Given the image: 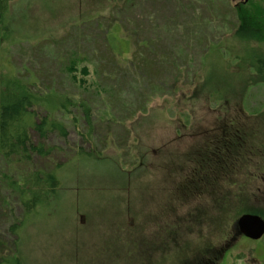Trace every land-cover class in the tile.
Returning <instances> with one entry per match:
<instances>
[{
	"label": "rangeland",
	"instance_id": "1",
	"mask_svg": "<svg viewBox=\"0 0 264 264\" xmlns=\"http://www.w3.org/2000/svg\"><path fill=\"white\" fill-rule=\"evenodd\" d=\"M254 1L9 2L0 24V75L26 80L50 103L63 96L87 103L91 128L81 107L51 104L68 135L51 133V159L32 164L60 163L61 185L41 214L24 221L15 246L6 228L22 214L0 186L6 264H264V236L230 237L244 212L264 217V2L246 15L252 37L237 28L238 7L254 10ZM71 61L77 76L80 67L88 70L83 87L66 70ZM245 97L250 117L235 111ZM183 113L190 125L180 134L175 122ZM201 119L207 131L238 121L249 153L198 196L173 190L176 174L167 175L170 154L191 146L173 140H196ZM162 143L170 153L160 158L154 150ZM7 168L0 156V174Z\"/></svg>",
	"mask_w": 264,
	"mask_h": 264
},
{
	"label": "trees",
	"instance_id": "2",
	"mask_svg": "<svg viewBox=\"0 0 264 264\" xmlns=\"http://www.w3.org/2000/svg\"><path fill=\"white\" fill-rule=\"evenodd\" d=\"M10 1L0 0V24L4 20L5 15L8 14ZM255 1L258 4H252L251 9L254 10L247 11L238 7V19L240 21L237 28L240 31L251 32L254 29L246 15L256 11L260 5L259 3L264 2L263 0ZM255 27L258 28V25H255ZM250 35L252 37L254 33L251 32ZM258 63H260L261 68H264V60L259 59ZM75 67L77 68L76 65L73 66L71 61L66 70L72 81L83 87V77L87 75L88 70L85 66L80 67V76H77ZM260 67L256 68L257 72H261L262 69ZM248 87L252 90L255 86L254 84H249ZM248 93L250 94V91ZM53 103H55V109L57 107L66 109L72 104L81 107L83 120L87 127L91 128V113L89 105H86L87 103H75L72 100H68L66 96H63L58 102L54 100L50 103L48 94H37L26 80L12 75L8 71L0 75V156L8 165V173L0 174V179L3 181L0 186L9 192L10 196H15V204L18 205L17 207L23 219L12 223L6 228V231L10 234L9 237L13 238L12 246L16 244V239L24 221L30 216L41 214V211L52 202L61 185L57 172L61 166L60 163L56 162L54 168L51 169L34 167L32 164L34 158L51 159V155L56 149L54 146L47 144V139L51 133H56L61 138H65L68 135L66 125L53 115L51 110L53 108L51 104ZM246 103L245 97L241 100L242 107L235 111L245 113L248 110ZM39 109H44V111L39 112ZM212 113L215 116L217 112L212 110ZM142 115L144 114L142 113L140 116ZM244 115L246 117L251 116L248 111ZM72 118L74 119V117ZM233 119L235 120V118ZM234 120H230V124L223 121L219 124V127H214L210 131L205 128L208 125V120L201 119L203 124L196 120L195 124L198 122L200 125L199 131H203L200 134L198 133L200 138L203 136L202 139L198 137L196 140L180 141L181 137L173 140V144L178 147L182 146L180 144L190 143L191 145H184L183 148H187L184 153L170 154V157L174 159L170 162L174 163L171 168L172 172L167 175V181L172 175L176 174L174 177L176 183L174 182L173 190L182 191L184 194L189 191L200 196L202 194L201 189L204 186L214 187L217 185L219 178L230 171L232 160L238 159L237 157L240 156L241 152L249 153V149L245 147V137L240 136V140L238 139L240 128L237 125L239 123ZM175 124L180 129L179 133L181 134L182 129L180 127L183 126L187 129L190 125V119L187 114L183 113L180 123L175 122ZM170 128L173 129V125H170ZM175 132L177 131L175 130ZM32 133L36 137L35 140L32 138ZM169 144H171V141H169ZM164 145V143L159 144L156 147L157 150H154L155 155H159L160 158H162L163 154L170 153L164 151ZM242 149H245V151H242ZM79 153H82V151L78 147L75 154ZM161 164L165 165L166 162H161ZM14 173L18 175L16 177L13 176ZM195 222L197 223L198 220ZM0 245L1 247L8 246L1 242ZM216 252L218 255L216 253L217 256L210 259L213 262H215L220 253L219 250ZM8 261L10 260L0 256V264H6ZM11 261L13 262V260ZM13 264L21 263L15 260Z\"/></svg>",
	"mask_w": 264,
	"mask_h": 264
},
{
	"label": "water",
	"instance_id": "3",
	"mask_svg": "<svg viewBox=\"0 0 264 264\" xmlns=\"http://www.w3.org/2000/svg\"><path fill=\"white\" fill-rule=\"evenodd\" d=\"M236 224L239 232L250 239H259L264 234V219L257 214H242Z\"/></svg>",
	"mask_w": 264,
	"mask_h": 264
},
{
	"label": "flooded vegetation",
	"instance_id": "4",
	"mask_svg": "<svg viewBox=\"0 0 264 264\" xmlns=\"http://www.w3.org/2000/svg\"><path fill=\"white\" fill-rule=\"evenodd\" d=\"M238 139L240 140V136H238ZM244 213H251V212H244ZM256 214H260V213H256ZM261 215V214H260ZM233 229H234V231H233V233H232V235L230 236L231 237V239H235V237L237 238V237H239V236H243L240 232H239V229H238V226H237V224L235 223V224H233ZM244 237V236H243ZM246 238V237H245ZM262 238V237H261ZM261 238H259V239H256V240H260ZM251 240V239H250ZM253 240V239H252Z\"/></svg>",
	"mask_w": 264,
	"mask_h": 264
}]
</instances>
